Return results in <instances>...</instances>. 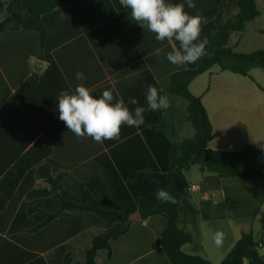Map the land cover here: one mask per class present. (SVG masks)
Listing matches in <instances>:
<instances>
[{
  "label": "crops",
  "instance_id": "obj_1",
  "mask_svg": "<svg viewBox=\"0 0 264 264\" xmlns=\"http://www.w3.org/2000/svg\"><path fill=\"white\" fill-rule=\"evenodd\" d=\"M237 1L222 0L218 5L215 0H194L195 9H188L185 5V10L190 14L199 10L208 19L201 36L208 37L207 51L218 22L226 21L238 13ZM215 7L217 11L211 16ZM41 32L40 35L35 30L20 29L0 35V181L19 157L45 137L52 146V155L60 168L57 175L72 178L74 185L82 176L112 178L113 158L109 151L112 146L108 147V140L98 143L89 137L80 139L68 131L59 120L56 102L59 92L71 91L77 84L83 83L97 97L105 89H114V96L116 94L123 99L122 92L128 94L130 89L126 81L129 75L123 74L140 63L151 71L157 87L165 89L174 72L197 67L201 62L200 59L185 67L171 64L166 59V53L178 48V42H157L153 33L144 31L132 20L130 10L122 8L119 0H94L55 10L42 17ZM158 48L163 49L160 55L156 54ZM77 72L84 73L83 81L76 80ZM227 72L215 65L189 86L190 92L201 98L213 126L210 148L235 152L244 145L252 144L262 149L264 85L251 74L253 80L245 77L253 83L249 86L243 78L227 76ZM206 75L208 83L205 85L204 80H200L197 84ZM227 79H232L230 84ZM242 86L248 89L241 90ZM166 95L171 106L164 110V116L170 125L169 132H172L174 125L169 116L182 113L178 109L180 106L186 114V103L173 95ZM193 135L194 130L189 137ZM103 154L108 158L106 156L97 161L96 158ZM42 165H45V161ZM224 182V179L214 175L201 174L199 183H190V186L199 187V191H188L191 197L182 202L178 221L181 219L184 226L198 221L200 206L209 211L220 209L222 212L217 214L206 211L203 220L213 223L216 231L225 234L223 245L216 248L221 260L236 244L241 231L249 227L252 228L255 241L262 242L260 253L264 257V200L254 220L236 217L233 212L227 213V185ZM251 186L257 189L256 192L264 194V179L252 181ZM45 190L52 191L45 180L37 179L36 173L32 172L27 173L18 185L16 199L3 202L0 197V234L7 240L15 241L24 252L42 257L48 264H53L55 260L63 264L68 254L72 255L73 263L82 264L85 250L101 232L95 227L65 241L64 251L59 254L55 253V249L37 248H45L46 242L66 231L63 223H56L59 219L45 227V211L56 210L55 205L45 203ZM38 191L42 193L37 195ZM196 194L199 196L198 201L193 202ZM131 222L129 232L112 244L110 256L106 251L98 253L97 264H170L159 243L166 226L164 217L155 215L143 221L139 213H135L131 216ZM41 225L42 229L37 231L36 228ZM92 230L96 231L94 237L85 236ZM16 238L21 241H16ZM80 242H84V246L78 245ZM121 243L126 244L123 246ZM79 248L81 252L77 254ZM185 249H191L194 253H186ZM182 250L193 256H198L195 252L200 250L210 258L214 249L208 250L203 240L198 238L195 241L191 239Z\"/></svg>",
  "mask_w": 264,
  "mask_h": 264
},
{
  "label": "trees",
  "instance_id": "obj_2",
  "mask_svg": "<svg viewBox=\"0 0 264 264\" xmlns=\"http://www.w3.org/2000/svg\"><path fill=\"white\" fill-rule=\"evenodd\" d=\"M92 1L94 0H0V18L4 16L0 21V35L20 29L35 30L41 35L44 15ZM215 2L219 5L222 0ZM257 2L238 0V13L226 21L218 22L208 50L209 55L203 57L197 67L174 72L165 89L157 87L153 74L143 63L123 74L129 75L126 79L129 82V92H122L126 102L130 97H135L144 106L148 85L157 87L161 94L183 99L186 103V119L194 130L192 137L174 142L164 111L146 112L142 126H124L119 140L108 141V147L112 146L109 151L113 158V177L105 179L82 176L75 185L72 178L57 175L60 168L46 137L18 158L0 181V197L3 202L16 199V189L25 175L35 172L36 178L45 180L52 189L49 192L45 190V203L56 206L55 211H45V227L59 219L56 223H63L66 229L58 238L46 242L45 248L37 247L38 249H55V253L59 254L64 251L65 241L95 227L101 232L85 250L82 264H97L98 253L106 251L110 256L112 244L129 232L132 226L131 216L139 213L143 221L155 215L164 217L166 226L159 243L170 264H212L207 259L188 255L182 250L184 245L191 242V235L178 225L182 202L191 197L186 172L192 166H198L202 175L211 174L220 179H264V148L247 144L235 152L211 149L213 126L201 98L193 95L189 86L215 65L222 71L251 80L252 69L264 70V50L239 53L229 46L232 33L244 32L246 25L260 16ZM216 9L212 10L211 16L216 13ZM115 96L118 98L116 94ZM106 156L103 154L96 160L101 161ZM44 161L45 165H42ZM157 188L166 189L178 203L157 200L154 195ZM225 189L227 196L228 189ZM229 192H233L230 187ZM37 193L39 195L42 192ZM241 197L239 193L235 194V203L228 207L229 210L236 217L254 220L262 206V195V200L249 202V206L236 203V199L240 200ZM42 227L43 225L38 226L36 230L40 231ZM55 229L61 230L60 227ZM16 241L20 242L21 239L16 238ZM261 247L262 242L255 241L252 228L249 227L241 231L240 238L221 264H264ZM22 252L24 251L15 241L7 240L0 234V264H48L37 254ZM73 261L72 255L68 254L63 264H72ZM58 263L55 260L53 264Z\"/></svg>",
  "mask_w": 264,
  "mask_h": 264
},
{
  "label": "clouds",
  "instance_id": "obj_3",
  "mask_svg": "<svg viewBox=\"0 0 264 264\" xmlns=\"http://www.w3.org/2000/svg\"><path fill=\"white\" fill-rule=\"evenodd\" d=\"M122 8L129 9L131 18L144 31L155 35L157 42H178V48L166 53V59L177 67H185L209 55L207 36H202L203 26L208 19L199 10L190 14L185 10L195 9L194 0L171 2V0H119ZM163 49H156L160 55ZM76 80L85 79L83 72L76 73ZM59 120L77 138H92L95 142L119 140L122 126L139 128L145 123L146 112L167 110L171 104L169 96L161 94L157 87L148 85L145 90V105L141 106L135 97L126 102L114 96V89H105L97 97L93 90L79 83L71 91L61 90L56 96ZM129 105H134L130 108ZM158 183V181H157ZM155 197L165 203L178 201L164 188H157ZM225 234L216 231L213 242L223 245Z\"/></svg>",
  "mask_w": 264,
  "mask_h": 264
},
{
  "label": "rangeland",
  "instance_id": "obj_4",
  "mask_svg": "<svg viewBox=\"0 0 264 264\" xmlns=\"http://www.w3.org/2000/svg\"><path fill=\"white\" fill-rule=\"evenodd\" d=\"M257 1H258L257 6L260 11V16L257 17L253 22L248 23L246 25V30L244 32H235V33H232L231 35L229 46L234 47L235 49L234 51L236 52L251 53L257 50H264V1L262 0H257ZM3 19H4V16L0 18V21ZM226 74L227 76H235V78H243L245 82L250 84L249 86L253 84L250 81H248V79H246L244 76L242 77V75H236L230 72H227ZM250 74L256 81H258L261 84L263 83L264 85V70L259 69V68H254ZM200 80H204L205 85H206L208 83L207 75L203 79H199V81H197L198 82L197 84L201 82ZM227 80H228L227 81L228 84H230L232 79H227ZM246 89L248 88L247 87L245 88L243 86L241 88V90H246ZM216 90H219V88H217ZM179 100H181L182 102H185L183 99H179ZM178 109L180 111L182 110V113H179L176 115L171 114L169 116V119L172 121L174 125L172 132H170V135L173 141L175 142L181 141L185 137H189L192 134V130H193L191 124L186 119V114L183 113V107L180 106ZM198 168H199L198 166H192L189 172H187V179L190 181V183L200 182L201 174L199 173ZM224 180H225L224 183L227 185V189H228L227 191V198H228L227 202L228 203L226 204L227 207L225 210L227 213L231 212L228 207L235 203L233 200H234L235 194L237 193H239V195L242 197L240 200L236 199V203H240L243 205H248L249 202L253 203V202L259 201L260 199L262 200V197L264 200V194L262 195V193L256 192L257 189L251 186V182L254 180H249V179L240 180V179H234V178L224 179ZM229 187L232 188V190L233 188L236 189L237 192L235 193L234 190L233 192H229ZM256 195L258 197H256ZM261 195L262 197H260ZM198 197L199 196L197 194L194 195L193 202L198 201L197 199ZM256 204L257 203H255L254 206H256ZM192 205H194V203ZM198 209L200 211L199 213L200 219L198 221L184 226L181 223V219H180V221H178L179 227H183L184 229H186V231L191 235V239H193L194 241L197 240L198 238L202 239L208 250L214 249L213 251H211V254L209 256L210 258H208V256H206V254L200 250H196L195 252L197 253L196 255L209 260L212 264H221L222 258L218 254L217 249H216L217 246L213 242V235L217 229L213 228V225H212L213 223L204 221L203 217H204V214L207 212L217 214V213H220V211L222 212V210L217 209V208L212 209L210 211L203 210V207L201 206ZM136 218L138 219V215H136ZM94 235H96V231L92 230L91 232H88L85 236L87 237L89 236L92 238L94 237ZM155 242H157V240ZM125 244L126 243H121V245L123 246ZM78 245L84 246V242H80ZM193 246H196V245H193ZM77 251H78L77 254H80L81 252L80 248L77 249ZM184 251L186 253H190V252L194 253V251L191 249H185Z\"/></svg>",
  "mask_w": 264,
  "mask_h": 264
},
{
  "label": "built area",
  "instance_id": "obj_5",
  "mask_svg": "<svg viewBox=\"0 0 264 264\" xmlns=\"http://www.w3.org/2000/svg\"><path fill=\"white\" fill-rule=\"evenodd\" d=\"M188 191L189 192H197L199 191V187H197L196 185H191L189 188H188Z\"/></svg>",
  "mask_w": 264,
  "mask_h": 264
}]
</instances>
